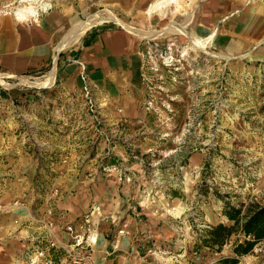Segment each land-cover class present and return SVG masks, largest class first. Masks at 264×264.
I'll use <instances>...</instances> for the list:
<instances>
[{
    "label": "rangeland",
    "instance_id": "374dc122",
    "mask_svg": "<svg viewBox=\"0 0 264 264\" xmlns=\"http://www.w3.org/2000/svg\"><path fill=\"white\" fill-rule=\"evenodd\" d=\"M152 1L50 0L48 10L65 12L64 33L96 13L155 30L140 36L143 87L134 114L67 86L61 66L53 67L58 53L22 75L44 80L54 68L51 84L22 76L0 82L1 111L12 122L3 133L24 158L15 198L0 203V264H214L230 243L217 254L196 253L202 231L229 223L227 204L264 203V66L249 59L253 48L231 55L213 41L203 51L191 39L209 13L247 12L261 1L184 0L185 10L166 17L146 14ZM41 2L49 4L32 5ZM25 3L0 0V16ZM183 23L189 36L169 31ZM63 36L57 51L77 46L84 33L69 46L60 45ZM37 226L45 232L28 236ZM75 240L92 242L75 247L88 263L68 256ZM237 264H264V239Z\"/></svg>",
    "mask_w": 264,
    "mask_h": 264
},
{
    "label": "crops",
    "instance_id": "0c3cea01",
    "mask_svg": "<svg viewBox=\"0 0 264 264\" xmlns=\"http://www.w3.org/2000/svg\"><path fill=\"white\" fill-rule=\"evenodd\" d=\"M260 1L247 12H232L228 15L219 14L218 10L211 12L210 8L208 21L196 23L194 34L201 37L213 34L211 42L214 41V45H218L222 52L231 55L242 56L253 48L249 59L264 66V43L258 44L264 37V0ZM68 22L65 12L60 10L42 12L34 23L26 24H18L11 15L0 16V73L17 78L39 72L52 64L58 53L53 67L57 69L61 66L62 72L59 75L67 86L80 89L88 87L94 98L108 103L107 108L113 104L121 106L129 115L134 114L138 94L143 87L145 38L120 24L103 25L84 32L77 46L57 51L56 46L66 33L64 31ZM1 110L0 107L2 204L16 196L15 180L22 178L24 158L22 153L19 156L15 154L17 142L3 133L8 123L11 126L12 122ZM5 136L9 139H5ZM28 165L31 166V163ZM20 187L21 191L24 190L23 183ZM2 214L0 221L5 218ZM42 232H45L43 228L37 226L29 234L26 233L28 236L37 233L38 237ZM115 252L113 250L112 253Z\"/></svg>",
    "mask_w": 264,
    "mask_h": 264
},
{
    "label": "trees",
    "instance_id": "16d2710c",
    "mask_svg": "<svg viewBox=\"0 0 264 264\" xmlns=\"http://www.w3.org/2000/svg\"><path fill=\"white\" fill-rule=\"evenodd\" d=\"M114 163L110 162L111 165ZM223 214L229 223L219 222L206 227L198 236L194 251L201 253L207 249L209 253L217 254L230 243L229 255L219 256L214 264H237L241 256L250 254L264 239V203H250L244 209L227 204Z\"/></svg>",
    "mask_w": 264,
    "mask_h": 264
},
{
    "label": "bare ground",
    "instance_id": "6f19581e",
    "mask_svg": "<svg viewBox=\"0 0 264 264\" xmlns=\"http://www.w3.org/2000/svg\"><path fill=\"white\" fill-rule=\"evenodd\" d=\"M36 1L37 0H20V2H27V3L11 7V13L13 14L14 11H23L24 9H35L39 11V10H42L48 7V3L41 2L38 4V8L36 9V7L32 5V3H36ZM183 3H184V0H153L145 8V12L148 15H152V13L155 12V14H159L160 17L161 16L166 17L167 15H170L172 13L179 12V11L181 12L182 10H185V8L187 7ZM171 4H174V7H175L174 10H172V12L168 9L169 5ZM104 21L105 22L112 21V22L118 23L138 36L148 37V36L153 35L155 32V30H144L141 28H134L130 24H126L125 22H123L119 17H117L113 13L108 16H102L99 13H96L85 21L80 20V21L72 23L71 27L68 29V31L63 36L60 45L69 46V45L76 43L86 29H88L92 25L99 24ZM169 31L174 32V33L179 32V33L185 34L186 36H189V33L186 30V23H183L179 27H172L170 28ZM191 39L195 43L196 48L204 51L206 49L207 44L210 43L211 40H213V34L207 37H201L199 35L197 37L192 36ZM54 72H55V69L53 68L48 74H46L44 80H41V79L30 80L27 77H23V76L20 78L22 79V81L28 82L32 85H45V84L48 85V84H51L54 80ZM8 76H11V75L0 74V82L5 84L4 78ZM95 241H96V238L95 236H93L92 242H95Z\"/></svg>",
    "mask_w": 264,
    "mask_h": 264
},
{
    "label": "built area",
    "instance_id": "2783aa9c",
    "mask_svg": "<svg viewBox=\"0 0 264 264\" xmlns=\"http://www.w3.org/2000/svg\"><path fill=\"white\" fill-rule=\"evenodd\" d=\"M86 89H87V92L90 93L89 88L86 87ZM66 229L70 233L73 232V229H72L71 226H67ZM91 241L90 242H82V240L81 241H77V240L74 241V243L71 245L72 246V249H70V250L67 251L68 252L67 253L68 256L73 259V262L74 263H79L81 261H84V263H88L90 261L89 255H81L80 251L77 250V249H75V247L80 246V245H83V243H86V247L89 248L91 246V244H92ZM42 253H44V251L43 250H40L39 251V254H42ZM86 254H88V253H86Z\"/></svg>",
    "mask_w": 264,
    "mask_h": 264
},
{
    "label": "clouds",
    "instance_id": "9594fccd",
    "mask_svg": "<svg viewBox=\"0 0 264 264\" xmlns=\"http://www.w3.org/2000/svg\"><path fill=\"white\" fill-rule=\"evenodd\" d=\"M51 7V3L49 0V4L47 8L42 9L43 12H47ZM40 15V11L35 9H24L23 11H14L13 17L18 24H26V23H34L36 19H38Z\"/></svg>",
    "mask_w": 264,
    "mask_h": 264
}]
</instances>
